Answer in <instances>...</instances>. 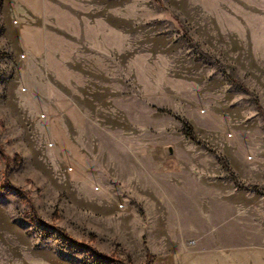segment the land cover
Here are the masks:
<instances>
[{
  "label": "rangeland",
  "instance_id": "rangeland-1",
  "mask_svg": "<svg viewBox=\"0 0 264 264\" xmlns=\"http://www.w3.org/2000/svg\"><path fill=\"white\" fill-rule=\"evenodd\" d=\"M2 14L0 264L261 263L264 0H47L39 58Z\"/></svg>",
  "mask_w": 264,
  "mask_h": 264
},
{
  "label": "crops",
  "instance_id": "crops-1",
  "mask_svg": "<svg viewBox=\"0 0 264 264\" xmlns=\"http://www.w3.org/2000/svg\"><path fill=\"white\" fill-rule=\"evenodd\" d=\"M46 9L47 0H1L5 29L15 33L20 47L31 58H39L46 51ZM72 119L78 125L77 118ZM230 241H237L236 237H203V264H237L233 258L241 257L242 246L228 245ZM254 250L258 251L260 264H264V248Z\"/></svg>",
  "mask_w": 264,
  "mask_h": 264
},
{
  "label": "trees",
  "instance_id": "trees-1",
  "mask_svg": "<svg viewBox=\"0 0 264 264\" xmlns=\"http://www.w3.org/2000/svg\"><path fill=\"white\" fill-rule=\"evenodd\" d=\"M0 4H1V0H0ZM151 257V256H150Z\"/></svg>",
  "mask_w": 264,
  "mask_h": 264
},
{
  "label": "built area",
  "instance_id": "built-area-1",
  "mask_svg": "<svg viewBox=\"0 0 264 264\" xmlns=\"http://www.w3.org/2000/svg\"><path fill=\"white\" fill-rule=\"evenodd\" d=\"M72 168V167H71Z\"/></svg>",
  "mask_w": 264,
  "mask_h": 264
}]
</instances>
